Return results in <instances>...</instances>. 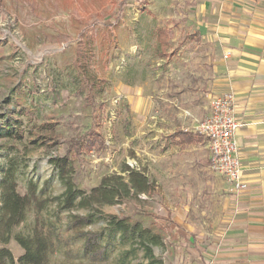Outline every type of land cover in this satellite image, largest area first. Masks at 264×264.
Masks as SVG:
<instances>
[{"label": "rangeland", "instance_id": "rangeland-1", "mask_svg": "<svg viewBox=\"0 0 264 264\" xmlns=\"http://www.w3.org/2000/svg\"><path fill=\"white\" fill-rule=\"evenodd\" d=\"M147 1L148 8L128 0H0V180L14 160L21 193L30 180L45 197L62 193L51 159L72 157L61 140L92 132L102 134L106 149L75 160L74 181L80 189L90 191L124 163L160 175L137 136L135 104L123 98L127 86L137 93L140 83L149 80L144 73L153 74L157 62L174 56L172 46L184 44L190 27L175 20L174 15L183 14L177 0ZM158 30L169 40L159 38ZM161 39L168 40V49L161 47ZM170 72L164 65L163 73ZM149 177L160 188L152 198L106 206L103 214L130 216L161 235L163 246L154 247V254L165 264H190L197 250L192 237L204 234L212 240L220 233L227 198L223 187L218 191L223 178ZM33 219L30 215L15 233L27 230ZM105 226L98 221L87 230ZM2 247L16 260L23 254L15 240ZM140 261L141 251L124 264ZM74 263L90 264L82 257ZM49 264L70 263L58 252ZM102 264H120L118 252Z\"/></svg>", "mask_w": 264, "mask_h": 264}, {"label": "crops", "instance_id": "crops-1", "mask_svg": "<svg viewBox=\"0 0 264 264\" xmlns=\"http://www.w3.org/2000/svg\"><path fill=\"white\" fill-rule=\"evenodd\" d=\"M177 1L183 14L174 15L175 20L190 27L186 41L172 46L174 56L157 62L153 74L144 73L149 80L140 83L137 93L127 86L123 98L135 104L137 136L160 175L134 168H146L148 176L218 175L206 141L185 134L210 117L214 100L233 94L243 125L237 145L248 189L235 194L224 179L218 180V191L223 187L227 194L220 233L212 240L204 234L192 237L197 250L189 261L264 264V0ZM164 65L170 73H163Z\"/></svg>", "mask_w": 264, "mask_h": 264}, {"label": "trees", "instance_id": "trees-1", "mask_svg": "<svg viewBox=\"0 0 264 264\" xmlns=\"http://www.w3.org/2000/svg\"><path fill=\"white\" fill-rule=\"evenodd\" d=\"M129 1L142 5L147 3V0ZM157 36L170 38L160 30ZM168 40H160L162 48L168 49ZM163 57H167V54L163 53ZM185 135L194 141L201 138L196 130ZM8 136L13 135L10 133ZM61 143H65L73 154L71 158L62 156L51 159L64 186L62 193L45 197L41 195L39 185L32 180L27 183V191L21 193L19 164L14 160L2 173L0 245L6 246L15 240L23 254L16 260L9 248L2 247L0 264H49L58 252H63L70 264H76L74 261L81 257L90 264H102L114 251L118 252L120 264L137 257L140 251L144 261L136 264H165L154 254V247L163 246L161 235L130 216L105 215L102 211L106 206L141 201L144 196L152 198L158 190L155 180L147 175L146 168L137 169L124 163L119 172L104 175L98 186L85 191L74 181V162L81 156L101 154L106 149L104 138L102 134L92 132L61 140ZM80 209L87 213L74 214ZM30 215H34L32 225L27 230L15 233L27 224ZM98 221H104L106 226L99 231L87 230Z\"/></svg>", "mask_w": 264, "mask_h": 264}, {"label": "built area", "instance_id": "built-area-1", "mask_svg": "<svg viewBox=\"0 0 264 264\" xmlns=\"http://www.w3.org/2000/svg\"><path fill=\"white\" fill-rule=\"evenodd\" d=\"M235 110V96L231 93L223 95L213 101L210 117L199 123L196 131L206 141L212 170L225 180L232 193L240 194L248 189V185L243 178L237 145V132L243 125ZM107 140H111L110 135Z\"/></svg>", "mask_w": 264, "mask_h": 264}]
</instances>
